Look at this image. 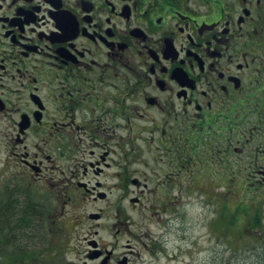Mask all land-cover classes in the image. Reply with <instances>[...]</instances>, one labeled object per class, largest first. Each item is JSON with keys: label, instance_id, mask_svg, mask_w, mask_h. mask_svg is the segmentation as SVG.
<instances>
[{"label": "flooded vegetation", "instance_id": "obj_1", "mask_svg": "<svg viewBox=\"0 0 264 264\" xmlns=\"http://www.w3.org/2000/svg\"><path fill=\"white\" fill-rule=\"evenodd\" d=\"M261 86L264 0H0V255L78 233L77 264H134L192 136Z\"/></svg>", "mask_w": 264, "mask_h": 264}, {"label": "rangeland", "instance_id": "obj_2", "mask_svg": "<svg viewBox=\"0 0 264 264\" xmlns=\"http://www.w3.org/2000/svg\"><path fill=\"white\" fill-rule=\"evenodd\" d=\"M263 95L264 86H261L248 102L247 107L251 111L252 116L257 115L255 111L258 109V106H261L258 104L259 101L262 100ZM255 101L256 103H254ZM238 108V112H241L243 110V105H240ZM246 126L253 129V132L255 131L254 127L256 126L252 122L247 123ZM208 130L213 131L214 128L208 127L205 129V132ZM257 131V135L258 137H261L262 141L259 139L257 144H254L252 147V151L246 150L245 145H243V140H241L239 144L233 142L232 147L236 152L229 155V159L235 164V166H238L239 159H244L249 163L254 158L257 159L259 157H264L263 122L257 124ZM204 136H206V134ZM169 137L173 139L170 134ZM196 142L200 143L201 141ZM141 145L145 148L144 153L142 154V159L153 164V156L156 153L155 149L160 145L159 141L154 144L153 152L152 150L150 151V149L148 150L145 147V144ZM6 153L7 145L1 142L0 168L4 165V157ZM158 158L160 160V156ZM166 159L167 157H164V160L161 159L162 166H158V172H161V169L163 168L177 169L175 165L173 166V164L168 163ZM170 162L173 161L170 160ZM202 163L203 162L201 161L197 162L193 167H188L186 171H181L178 176L182 177V181L179 182L178 180L175 181V179L172 180L173 194L178 195L176 202L181 203L177 208L178 211H181L180 213L182 215L177 217L180 221H176L175 226H173V224L164 225L162 224L163 221L161 222L157 217L148 220L146 224L143 222L144 227L141 229V232L146 235L144 240L148 242L149 236H153L149 242H151L153 238H155L154 242H156L157 239L160 238L162 241V247L160 246L158 248V254H153L152 250H157L156 245L151 243L147 246H143V244H141V254L137 257L134 264H264V260L261 259V257L264 256V224L260 231L263 235H260L257 239L254 237L251 239H243L240 237L237 231L240 229L241 224L238 225L239 227L237 225L232 226L227 234L222 230L218 231L215 228L214 219L217 216V211L215 209L216 201H208V197H206L203 192L213 191V194L218 196L220 194L219 192L223 191V186L227 184L229 179L226 178V180H220L219 178L216 179L214 175H204L206 170H203L202 176V172H200L201 167H199ZM131 164L132 169H144V167L136 161L133 163L131 162ZM202 166L204 168L210 167L208 163L203 164ZM256 170V174L258 175L257 178L260 181L264 180V162L259 161ZM245 176L246 175L242 177ZM3 178L4 177L1 175L0 186L3 185V182L1 181ZM239 181H242L241 184L244 183L243 180ZM235 186L236 185L232 188ZM215 187L216 190H214ZM129 189L130 191L132 190V188ZM180 195H183V201L179 198ZM183 203H188L186 210L182 209ZM125 205L126 206L124 207L127 210V213L130 214V205L128 202H125ZM93 209H95V206L93 204H88L87 210L90 211ZM134 217H136V221H138V215L136 214ZM168 217H172V214ZM144 219L146 221L147 217ZM58 220L62 221L61 216H59ZM66 222L67 224L65 225L69 226L68 230L74 226L70 220H66ZM83 231L85 232V228L80 227L79 232L82 233ZM70 237L71 236L69 235L62 236L63 240L70 244V246L67 248V252L64 251V254L61 252V255L65 256V262L69 261L72 264H77L82 261L83 247L78 246V238H80L78 233L74 235V238ZM74 245H77L80 248V253L76 250ZM59 257H57L58 260ZM0 261L3 263L4 259L0 257ZM65 264H68V262Z\"/></svg>", "mask_w": 264, "mask_h": 264}, {"label": "trees", "instance_id": "obj_3", "mask_svg": "<svg viewBox=\"0 0 264 264\" xmlns=\"http://www.w3.org/2000/svg\"><path fill=\"white\" fill-rule=\"evenodd\" d=\"M244 105L241 112L235 111V109L231 111L224 120L222 119L223 123L220 122V119H217L211 124L209 122L203 124V133L192 136L193 141L190 143L191 145H188V151L191 155H189V160L186 159L185 161L190 162L191 167L200 161L203 162L202 165L208 163L209 168L199 166L201 167L202 176L203 170H206L204 175H214L216 179L219 178L220 180L229 179L218 196L214 195L213 191L203 192L208 197V201H216L215 228L227 234L232 226L241 224L240 229L237 231L240 237L243 239L253 237L257 239L260 235H263L260 231L264 224V180L261 179L262 181H260L257 178L256 168L259 161L264 162V157L254 158L249 163L244 159H239L238 166H235L229 159V155L236 152L232 147L233 142L239 144L243 140L246 150L252 151L254 144H257L259 139L262 141L261 137L257 135V124L264 123V95L258 104L261 106H258L255 111L257 115L252 116L247 107V101ZM249 122L256 126L254 132L253 129L246 126ZM208 127H213L214 130L205 132ZM205 134L206 136H204ZM196 141L201 142L197 143L196 146ZM244 175L246 176L242 177ZM239 180H243L244 183L241 184L242 181ZM234 185L236 186L232 188ZM214 190H216V187ZM3 197L4 195H1L0 199L4 200ZM1 227L2 223L0 221V238L3 237ZM6 231L7 229H5ZM38 235L40 247L44 248L42 259L44 261L47 259V264H61L59 256H62L61 252H64L62 248L53 246L46 248L44 241L48 240L49 237L46 238L39 232ZM32 241L36 242L37 240L33 239ZM154 245L156 244L154 243ZM157 246L160 247V244ZM0 257L4 259V262L0 261V264H16L20 258L26 259L27 263L31 261L30 264H41L38 260L39 255L29 245L24 246L21 255L18 252H5ZM57 257H59V260ZM261 259L264 260V256Z\"/></svg>", "mask_w": 264, "mask_h": 264}]
</instances>
